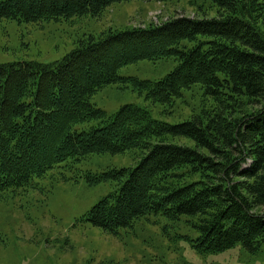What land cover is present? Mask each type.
Segmentation results:
<instances>
[{
  "label": "trees",
  "instance_id": "obj_1",
  "mask_svg": "<svg viewBox=\"0 0 264 264\" xmlns=\"http://www.w3.org/2000/svg\"><path fill=\"white\" fill-rule=\"evenodd\" d=\"M125 1L0 0V19L99 16ZM212 1L213 18L175 16L159 25L107 29L79 39L53 63L0 64V196L91 154L137 150L142 157L133 168L85 176L90 186L112 180L118 187L84 220L116 235L147 214L185 216L203 252L236 244L257 252L264 244V0ZM169 57L178 64L161 79L118 73L124 65ZM117 83L167 106L199 84L214 107L179 123L155 119L136 104L108 115L91 98ZM92 121L97 124L75 127ZM245 158L251 163L243 169Z\"/></svg>",
  "mask_w": 264,
  "mask_h": 264
},
{
  "label": "rangeland",
  "instance_id": "obj_2",
  "mask_svg": "<svg viewBox=\"0 0 264 264\" xmlns=\"http://www.w3.org/2000/svg\"><path fill=\"white\" fill-rule=\"evenodd\" d=\"M217 10L212 0H130L111 4L99 16L87 14L36 23L3 18L0 64L53 63L89 34L98 37L107 29L159 25L175 16L213 18ZM183 44L192 45L185 41ZM177 64L174 57L140 60L124 65L118 73L122 77L157 80ZM91 102L108 115L122 105L136 104L149 110L153 118L168 123L191 119L214 107L199 84L184 91L171 106L147 101L129 84L122 87L119 83L97 91ZM96 124L92 121L75 127ZM172 142L194 146L193 141L184 137H174ZM141 157L137 150L91 154L70 167L52 169L32 186L2 194L0 264H264V244L255 253L240 244L221 252H203L198 247L197 229L185 216L172 221L161 214H147L116 235L84 220L93 205L118 187L112 180L90 186L85 176L133 168ZM250 163L245 158L242 168Z\"/></svg>",
  "mask_w": 264,
  "mask_h": 264
}]
</instances>
